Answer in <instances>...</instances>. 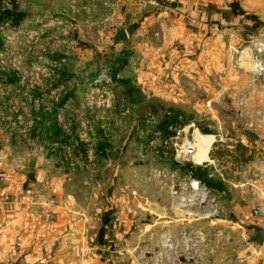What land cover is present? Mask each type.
Here are the masks:
<instances>
[{
    "label": "rangeland",
    "instance_id": "374dc122",
    "mask_svg": "<svg viewBox=\"0 0 264 264\" xmlns=\"http://www.w3.org/2000/svg\"><path fill=\"white\" fill-rule=\"evenodd\" d=\"M101 1L0 0V147L11 167L60 177L66 193L86 194L88 206L98 193V221L114 209L120 222L136 226L124 254L141 264L139 256L150 257L163 232L174 240L191 227L189 211L175 209L172 185L190 177L206 182L201 166L212 142L243 125L232 118L236 106L207 101V77L222 73H199L192 90L191 61L204 71L213 58L204 54L184 68L177 61L179 68L161 70L158 37L144 47L114 44L117 26ZM252 47L244 45V64L254 63ZM229 49L234 59L238 46ZM200 140L209 144L197 165L184 147ZM166 193L174 211L165 222L158 211ZM177 221L182 228L170 229ZM204 234L193 259L202 254Z\"/></svg>",
    "mask_w": 264,
    "mask_h": 264
},
{
    "label": "crops",
    "instance_id": "0c3cea01",
    "mask_svg": "<svg viewBox=\"0 0 264 264\" xmlns=\"http://www.w3.org/2000/svg\"><path fill=\"white\" fill-rule=\"evenodd\" d=\"M160 1L151 6L143 0H102L100 5L111 8L108 17L117 26L111 39L125 30L128 42H141L144 47L157 36L164 65L159 67L164 71L179 68L177 61L184 68L190 58L197 62L204 54L213 58L204 71L191 61V78L196 79L192 90L200 85L199 73H222L212 80L207 77L212 89L207 101L236 106L232 118L243 125L242 132L226 134V141L212 142L201 166L204 182L217 194L219 214L206 223L192 219L190 226L202 229L207 241L201 256L181 264H264V240H253V226L264 228V79H256L252 63L243 62L248 51L244 45L264 41V0ZM231 45L238 46L234 59ZM220 57H226L223 63ZM30 173L11 167L0 147V264H138L124 254L134 245L129 235L137 228L120 222L114 209L104 244L99 243L98 193L88 206L86 194L66 193L60 177L34 172L33 181ZM51 198L55 204L49 203ZM159 198L164 206L158 214L165 220L174 207L167 193ZM179 222L169 228L180 230Z\"/></svg>",
    "mask_w": 264,
    "mask_h": 264
},
{
    "label": "built area",
    "instance_id": "2783aa9c",
    "mask_svg": "<svg viewBox=\"0 0 264 264\" xmlns=\"http://www.w3.org/2000/svg\"><path fill=\"white\" fill-rule=\"evenodd\" d=\"M191 25H193L192 22ZM252 44L256 79H264V42L254 41ZM171 191L175 198L174 206L178 212L185 209L195 220L217 218L219 214L217 194L201 179L190 177V180L184 184L174 183ZM49 203L55 204L56 201L51 198ZM182 230L184 232L175 236L174 240L163 232L162 240L155 246L156 251L150 253V257L139 256L141 264H181L184 260L189 261L194 255H199L197 252L203 243L197 238L199 234H202L201 229L190 227V229Z\"/></svg>",
    "mask_w": 264,
    "mask_h": 264
},
{
    "label": "water",
    "instance_id": "95a60500",
    "mask_svg": "<svg viewBox=\"0 0 264 264\" xmlns=\"http://www.w3.org/2000/svg\"><path fill=\"white\" fill-rule=\"evenodd\" d=\"M127 40H128V34L125 30H119L113 38L114 44H117L120 41H127ZM245 132L248 135H250L251 137L256 138V135L252 131L246 129ZM189 151L191 152V151H193V149H189ZM29 178L33 181L36 180L34 173H30ZM109 217H110V213L106 214L105 216H103L101 218L99 228H98V241L100 244H104L105 227H106V224H107ZM253 228L256 231V235L254 236L253 240L263 241L264 240V228H262L260 226H253Z\"/></svg>",
    "mask_w": 264,
    "mask_h": 264
},
{
    "label": "bare ground",
    "instance_id": "6f19581e",
    "mask_svg": "<svg viewBox=\"0 0 264 264\" xmlns=\"http://www.w3.org/2000/svg\"><path fill=\"white\" fill-rule=\"evenodd\" d=\"M208 142H206L205 140L203 141V140H200L199 142H198V144H197V147H195V145H193V143H188L185 147H184V149H185V152H186V154H191V153H193V155L192 156H194V158H195V160H196V162H197V164L198 165H201L203 162H200L199 161V158H201V157H203V155L205 154V151H206V149H205V147H207L208 146ZM189 149H193V151H189ZM198 159V160H197ZM154 171V170H153ZM156 174V173H155ZM166 229V228H165ZM199 230V229H198ZM202 230V229H201ZM206 230H208V229H206ZM167 231V230H166ZM204 231V230H203ZM162 232V231H161Z\"/></svg>",
    "mask_w": 264,
    "mask_h": 264
}]
</instances>
